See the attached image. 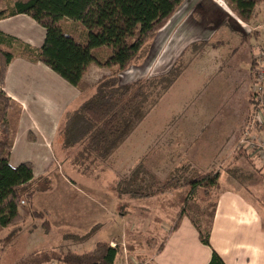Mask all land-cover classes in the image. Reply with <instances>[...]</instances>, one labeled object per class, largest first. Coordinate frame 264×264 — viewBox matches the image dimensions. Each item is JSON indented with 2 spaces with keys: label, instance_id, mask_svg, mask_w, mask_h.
Here are the masks:
<instances>
[{
  "label": "crops",
  "instance_id": "0c3cea01",
  "mask_svg": "<svg viewBox=\"0 0 264 264\" xmlns=\"http://www.w3.org/2000/svg\"><path fill=\"white\" fill-rule=\"evenodd\" d=\"M223 1L224 4L218 0L182 2L163 29L159 30L162 32L167 29L168 37L163 47L170 55L159 59L156 73L165 74L190 46H194V54L191 56H194V63L188 65H194V84L188 85V89L192 90L191 95H194V104L185 109L189 114V122H194V145H220L237 137L235 145L225 153L218 148L212 152L209 157L214 162L209 163V167L221 169V177L224 175L227 178V169L242 164L245 178L243 182L225 178L227 185L220 180L222 186L218 190L211 215L210 246L200 241L194 222L184 212L180 217L182 211L178 208L172 215L165 210L162 217H167L168 222H172L173 217H180V222L176 228L171 229L167 221L164 222L163 228L167 235L149 257L151 264H209L213 250L225 264H264V164L254 153L240 158L236 155L238 141L252 110V68L257 43L264 42V15L260 10L261 4H258L257 14L254 10V16L248 24H261L262 29L255 31L254 35L250 34L240 24L238 17L231 14L226 1ZM180 25H184L180 29L182 32L173 37L172 32L175 33ZM0 32L34 49H40L45 39V29L25 14L0 19ZM251 36H254L253 39ZM248 38H251V44ZM253 40L256 42L253 43ZM13 52L14 58L7 68L4 89L7 96L22 107V114L9 163L12 167L31 163L36 178L48 175L55 168L65 115L75 110L84 99L87 100L93 94L94 86L100 79L109 76L110 70L91 64L79 87H74L42 62H32L22 56L15 46ZM183 74H186V70L178 74V78ZM85 85H89V89H85ZM167 92L162 95L163 99ZM169 111L171 113L167 121H162L161 130L157 133L159 139L165 136L163 133L169 123L178 121L183 114L179 115L178 106H173ZM149 114L138 127L148 119ZM261 135L264 137V132ZM161 141L165 147L169 142L166 139ZM143 152L151 154L152 149L145 148ZM203 153L207 158L208 153ZM205 156L194 159H203ZM118 159L117 152L111 160L117 163ZM137 164L133 160L118 162L120 176L129 175ZM253 174L261 175L260 179L251 182L249 177ZM98 190L103 192L102 189ZM145 211L149 213L150 209ZM152 231L155 232V229ZM129 262L131 260L127 256L121 264Z\"/></svg>",
  "mask_w": 264,
  "mask_h": 264
},
{
  "label": "trees",
  "instance_id": "16d2710c",
  "mask_svg": "<svg viewBox=\"0 0 264 264\" xmlns=\"http://www.w3.org/2000/svg\"><path fill=\"white\" fill-rule=\"evenodd\" d=\"M184 0H0V19L25 14L45 29L40 49H34L20 40L0 32V227L17 228L22 222L21 210H31L36 183L29 162L12 167L9 156L18 129L22 107L5 92L6 72L14 58V46L32 62H42L74 87H79L91 64L115 70L94 86L93 94L75 110L65 115L60 130L62 144L74 149L73 165L83 173L93 166L111 160L112 155L133 133L140 122L157 104L158 99L175 82V74L125 84L120 72L143 57L149 42L163 28ZM238 17L246 22L252 19L256 5L264 0H227ZM70 23L66 25V23ZM79 29V37L76 36ZM75 30V31H74ZM255 34V33H254ZM150 50V47H149ZM105 52V59L99 54ZM148 53V51H147ZM147 55V54H146ZM252 68V82L254 79ZM158 94L151 100L153 93ZM250 101L253 98L250 93ZM250 115L247 117V123ZM246 127V126H245ZM244 127V128H245ZM244 130V129H243ZM237 158L248 155L236 152ZM136 166L129 176L120 181V194L135 198H150L170 189L189 186L191 193L198 189L219 190L222 171L212 169L187 181L160 185L153 176ZM233 170V172H231ZM242 167L226 170L229 180L243 182ZM244 177V178H242ZM48 187H44V191ZM32 217H41L33 211ZM184 210L180 213L183 216ZM179 217V218H180ZM175 225H179V220ZM46 224V223H45ZM44 224V225H45ZM200 241L210 246V227L203 230L195 224ZM118 247L98 242L92 251L77 254L67 252L45 255L23 264H46L56 261L66 264H116ZM209 264H225L213 250Z\"/></svg>",
  "mask_w": 264,
  "mask_h": 264
},
{
  "label": "rangeland",
  "instance_id": "374dc122",
  "mask_svg": "<svg viewBox=\"0 0 264 264\" xmlns=\"http://www.w3.org/2000/svg\"><path fill=\"white\" fill-rule=\"evenodd\" d=\"M225 1L231 14L238 17L229 2ZM258 8L259 5H256L255 14ZM1 9L4 7H0ZM66 25L69 24L66 23ZM183 26H178L175 33L172 32V36L180 34ZM77 31L75 33L79 37V29ZM250 34L254 35V33ZM167 37V29L158 31L149 42L148 53L146 51L142 58L119 74L123 83H134L166 76L169 71L178 78V74L186 70V74L179 77L177 81L175 79L176 83H173V88L166 91L165 98L163 99L162 96L158 99L148 119L137 127L116 150L119 155L117 163L127 160L137 162V166L143 169L142 172L148 174V179L153 176L160 185L187 181L209 172L212 169L209 163L214 162L212 157H209L212 152L218 148L225 153L237 142V137H234L225 144L194 145V122H189L187 119L189 114L187 110L185 111L188 105L194 104V95H191L192 90L188 89V85L194 84V65L188 66L194 63L192 61L194 56L191 57L194 54V46H190L183 53L182 58L178 57L177 62L165 74H160L161 72L157 74L159 59L170 55L163 47ZM253 37L251 36L252 39ZM251 38H248L249 44H251ZM255 42L253 40V43ZM106 55L102 52L99 58L103 60ZM113 72L115 70L111 69L109 75ZM83 87L89 89L90 86ZM157 94L158 92L155 91L150 99H155ZM173 106H178L179 115L183 114L178 121L169 123L170 128H165L163 133L165 136L162 139L169 140L165 147L157 133L161 130L162 121H167L168 114L171 113L169 110ZM140 147L143 149L151 147V154H145ZM166 149H169V152ZM203 151L208 153L207 158ZM74 155L75 150L65 148L61 141L60 146H57L55 168L48 175L36 177H45V181L36 183V192L29 211L37 212L41 214V217H32L31 212L24 209L21 210L23 219L19 227H0V264H23L33 259H42L45 255L52 253L82 254L92 251L98 242L118 247L119 255L116 264L124 263L127 256L131 261L133 259L148 261L167 235L163 228L164 222L168 220L167 217H162L164 211L168 210L172 215L176 208L184 210V215L201 226V229L210 227L212 209L218 194L217 189L201 188L192 194L190 187L184 186L170 189L166 191V194H158L154 198H135L117 191L119 187L123 189L120 181L129 176L126 174L120 176L117 163L109 160L83 173L73 165ZM199 156L205 157L194 159ZM242 169L244 170V167ZM260 177L259 174H253L249 180L254 182ZM225 178L223 175L220 180L224 181ZM222 183L227 185L225 181ZM249 185L250 183L247 185L248 188ZM44 187H48L47 190L44 191ZM98 189H102L103 192ZM145 209H150V212H146ZM177 221L178 217H173L172 222L167 221L166 224L171 229L175 227ZM152 229H155V232Z\"/></svg>",
  "mask_w": 264,
  "mask_h": 264
},
{
  "label": "built area",
  "instance_id": "2783aa9c",
  "mask_svg": "<svg viewBox=\"0 0 264 264\" xmlns=\"http://www.w3.org/2000/svg\"><path fill=\"white\" fill-rule=\"evenodd\" d=\"M219 2L225 3L223 0ZM260 10L264 15V2L261 4ZM240 24L248 30L249 33H254L262 29L261 24L250 25L248 22L238 18ZM251 96L253 98L252 110L246 127L238 141L236 150L248 154H256L264 164V137L261 135L264 132V42L257 44L255 54L254 79L251 84ZM46 264H66L56 261ZM129 264H151L150 261H140L133 259Z\"/></svg>",
  "mask_w": 264,
  "mask_h": 264
}]
</instances>
